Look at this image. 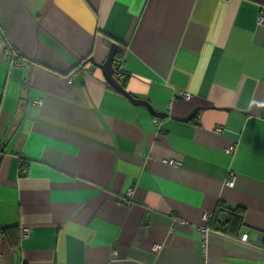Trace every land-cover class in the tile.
I'll return each instance as SVG.
<instances>
[{
  "label": "crops",
  "instance_id": "obj_1",
  "mask_svg": "<svg viewBox=\"0 0 264 264\" xmlns=\"http://www.w3.org/2000/svg\"><path fill=\"white\" fill-rule=\"evenodd\" d=\"M0 264H264V0H0Z\"/></svg>",
  "mask_w": 264,
  "mask_h": 264
},
{
  "label": "trees",
  "instance_id": "obj_2",
  "mask_svg": "<svg viewBox=\"0 0 264 264\" xmlns=\"http://www.w3.org/2000/svg\"><path fill=\"white\" fill-rule=\"evenodd\" d=\"M125 47L122 44L117 45V50L114 57V68L116 70L115 77L125 88L127 75L121 72V60L123 58ZM87 59H84L80 64L87 63ZM82 65V66H83ZM22 168V167H21ZM210 224L213 229L221 230V232L230 234L231 236L238 235V232L243 225L242 211L237 208H230L225 204H218L216 209L212 212V218ZM8 230H14L13 228L3 229L4 233Z\"/></svg>",
  "mask_w": 264,
  "mask_h": 264
},
{
  "label": "water",
  "instance_id": "obj_3",
  "mask_svg": "<svg viewBox=\"0 0 264 264\" xmlns=\"http://www.w3.org/2000/svg\"><path fill=\"white\" fill-rule=\"evenodd\" d=\"M116 50H117V44L111 43L109 46L108 55L102 63L97 64L93 58H91L90 61L101 70L105 78V81L115 91L126 97L133 105H138V106L140 105L146 107L148 112L154 117L157 118L167 117L168 116L167 113L155 111L147 101L138 99L129 92H127L126 89L122 86V84L116 79L115 77L116 70L113 65ZM199 109H201V107H195L186 116L184 117L173 116V119L177 121L188 122L190 119H192L195 116V114L199 111Z\"/></svg>",
  "mask_w": 264,
  "mask_h": 264
},
{
  "label": "built area",
  "instance_id": "obj_4",
  "mask_svg": "<svg viewBox=\"0 0 264 264\" xmlns=\"http://www.w3.org/2000/svg\"><path fill=\"white\" fill-rule=\"evenodd\" d=\"M262 20H263V16L260 15V17H259V22H261ZM7 53L10 54L12 57H15V56L17 55V53H16L14 50H9ZM21 64H22V63H21ZM183 96L186 97L187 99L189 98V94H186V93H185V94H183ZM221 131H222V128H221V127H216V128H215V132H217V133H221ZM231 151H233V149H232L231 147H229V148L227 149V152L230 153ZM203 220H204V221H205V220H206V221L208 220V216H207L206 214H204V216H203ZM207 226H208V225H207ZM207 226H203L202 229L207 228ZM29 235H30V231H29V229H27V228L22 229V231H21V238H22V239H26V238H28ZM246 239H247V235H246V234L243 235V236H241V241H246ZM160 249H161V247H160L159 245H154V246L152 247V251H153V252H156V253H158Z\"/></svg>",
  "mask_w": 264,
  "mask_h": 264
}]
</instances>
